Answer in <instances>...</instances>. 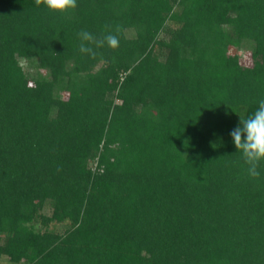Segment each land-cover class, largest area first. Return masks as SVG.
<instances>
[{
    "label": "trees",
    "instance_id": "trees-1",
    "mask_svg": "<svg viewBox=\"0 0 264 264\" xmlns=\"http://www.w3.org/2000/svg\"><path fill=\"white\" fill-rule=\"evenodd\" d=\"M262 99L264 0H0V264H264Z\"/></svg>",
    "mask_w": 264,
    "mask_h": 264
},
{
    "label": "clouds",
    "instance_id": "clouds-1",
    "mask_svg": "<svg viewBox=\"0 0 264 264\" xmlns=\"http://www.w3.org/2000/svg\"><path fill=\"white\" fill-rule=\"evenodd\" d=\"M35 4L44 5L52 12L66 14L77 7V0H35ZM105 27L108 28V26ZM116 31L119 32V28ZM78 36L81 41L80 53L93 58L97 54L95 49L102 48L105 44L111 49L119 47V38L111 31H108L102 38H97L84 30L79 32ZM230 135L235 148L242 153L243 161L248 166V175L258 178L260 176L259 165L264 161V99L258 102V107L252 115L247 118L240 116L239 125L231 131Z\"/></svg>",
    "mask_w": 264,
    "mask_h": 264
},
{
    "label": "rangeland",
    "instance_id": "rangeland-1",
    "mask_svg": "<svg viewBox=\"0 0 264 264\" xmlns=\"http://www.w3.org/2000/svg\"><path fill=\"white\" fill-rule=\"evenodd\" d=\"M229 52L230 53H233L235 52L238 56V60L240 62V64H243L245 66H249L251 64V57H250V51L248 48H245V47H242V48H239L237 50L233 49L232 47L229 48ZM23 63V68L25 70V72H29L30 74H33L35 75V72L37 71V69L34 67V66H31L29 63L27 62H23V60L21 61ZM38 71L40 73H44V70L43 69H38ZM60 95L65 98L67 96V92L63 91L60 93ZM59 231H62V227H59L58 228Z\"/></svg>",
    "mask_w": 264,
    "mask_h": 264
}]
</instances>
